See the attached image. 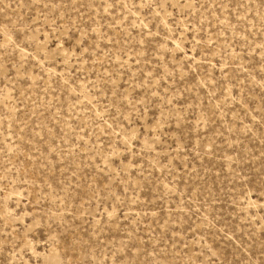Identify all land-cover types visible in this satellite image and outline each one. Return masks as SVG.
I'll return each mask as SVG.
<instances>
[{
	"label": "rangeland",
	"instance_id": "obj_1",
	"mask_svg": "<svg viewBox=\"0 0 264 264\" xmlns=\"http://www.w3.org/2000/svg\"><path fill=\"white\" fill-rule=\"evenodd\" d=\"M0 264H264V0H0Z\"/></svg>",
	"mask_w": 264,
	"mask_h": 264
}]
</instances>
